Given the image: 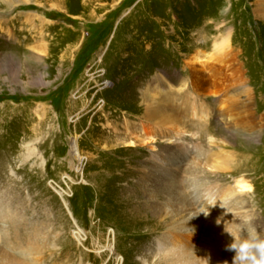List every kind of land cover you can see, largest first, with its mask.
Here are the masks:
<instances>
[{"label":"rangeland","instance_id":"374dc122","mask_svg":"<svg viewBox=\"0 0 264 264\" xmlns=\"http://www.w3.org/2000/svg\"><path fill=\"white\" fill-rule=\"evenodd\" d=\"M258 21L253 0H0V254L16 264H167L156 242L198 205L236 223V245L264 239ZM226 36L228 58L210 71L190 65ZM147 89L184 133L130 147L125 124L147 120ZM195 93L210 112L202 121L182 111ZM211 153L225 170L209 166ZM160 164L178 175L164 191ZM239 179L252 190L231 196ZM237 199L242 209H225ZM199 229L183 236L196 264L211 262L204 245L234 261L232 239L204 221ZM33 245L38 254L21 252Z\"/></svg>","mask_w":264,"mask_h":264},{"label":"bare ground","instance_id":"6f19581e","mask_svg":"<svg viewBox=\"0 0 264 264\" xmlns=\"http://www.w3.org/2000/svg\"><path fill=\"white\" fill-rule=\"evenodd\" d=\"M253 2H254L255 10H256L257 19L259 21L260 20L264 21V0H253ZM230 48H231V37L230 36L223 37L222 39L218 40L214 44L212 52L207 54L208 57L202 56L203 54L200 51H198L191 58L190 65L201 66L204 69H207L210 71L211 68H213V67H211V65H209V64H214V63L219 62V61L222 62L223 60L228 58L229 53L231 51ZM161 82L164 83L163 80ZM170 89H171V86L169 87V90ZM143 95H144L145 101L147 102V107H146L147 111L145 112L143 118L147 119V120L145 122L142 120V122H139V123L126 121L125 129L129 135V141L127 142L128 146L134 147L137 143H139L142 146L153 148L152 144H154V141L156 138H160V137L173 138V137H176V135L178 137V136H180V134L184 133V131H183L184 129L181 126L180 119L179 118L176 119V117L173 118L170 115L164 117V112L162 110V107L156 105L157 104L156 103L157 102L156 97H157L158 93H155V92L150 93L149 89H147L146 92L143 93ZM191 96H193V99H196L194 105H192V103H190V102H188L187 104H184L182 102V109H183L182 111L186 112L187 115L186 114L185 115L188 116L189 118H192V119H200L201 121L207 119V117L209 116V113H210L209 110L207 109V106H203L204 103H201L200 104L201 106L197 107L196 102H197V100H199V98L195 97L196 93L191 94ZM184 105H186V106H184ZM157 117H159L158 121L155 120V118H157ZM232 121L233 120H231L230 123ZM182 153H183V151H182ZM73 155L79 161L82 160V155L80 153V150L78 149L76 139L73 142ZM208 159H210V161L207 160V162H209L210 167H215L216 169L222 170V171L225 170L221 165V163H224V162H220L218 160L220 158L217 157L216 153H211L210 158H208ZM161 162L164 164L166 162V165H168V162L166 160H165V162H163V161H161ZM224 165L226 167L228 166V164L226 162L224 163ZM80 167H79V169H80ZM161 167H163V165H161V164L158 165L157 172L158 173L160 172V175L163 178V180L161 179L162 180V187H160V188H162V191H164L163 190V189H165L164 187L165 186L170 187L171 183L178 178V175H174L173 172L170 173V171L168 172V170H166V172H164L163 170H159ZM185 182L183 183L181 188L185 189V186H186ZM164 184H165V186H164ZM188 184H189V182H188ZM251 190H252V186L250 185L249 181L239 179V180H236L235 188L233 190H229V192H230L229 194L231 196H235V194L243 196L244 194H247ZM3 207H4L3 209L6 210L5 211L6 214L8 216H10L11 215V208H8L7 205L6 206L3 205ZM228 207H232L233 210H236V209H240V208L242 209L244 206L242 205V202H240L237 199L234 203H232V206H230V205L226 206L225 205V209ZM198 209H199L197 212L198 215H196V216L186 215V216H182V218H179L178 220L176 219L175 223L173 222V224L168 226V229H167L168 232H167V234H165L164 238L160 239L159 241L156 242L155 248L157 249V253L161 254L162 259L167 264H196L195 260H197L198 257L196 256L195 249L192 247L191 241H189L188 239L186 240V238L183 236L188 237V235H190L191 233H193V234L199 233L200 232L199 227H200V224L203 223V221L206 222V225L208 227L209 226H210V228L212 227V230L215 233H217L219 235L226 234L224 236H226L227 239H232V241L236 242V244L240 242L239 234L241 233V231L239 230V228H237L235 226L236 223H234L235 225L233 223L230 225L226 222L228 220L226 213L216 212L215 210L206 209L205 205H203V206L198 205ZM13 214L11 215L12 217H13ZM166 214L168 215L169 213L167 212ZM189 214H191V213H189ZM3 216H4V213H3ZM195 217H197V218L195 219ZM12 219L17 220L16 217L11 218V220ZM19 219H18V221H19ZM197 219L198 220L201 219L202 222L198 223ZM13 225H16V222H13ZM33 233L35 235H38L37 230H35ZM17 248H18V246H17ZM198 248H201V247H198ZM39 250L40 249H39L38 245H33V246H31V248L29 250L26 248V249H24V251L21 250V252L25 255H27L28 253H30V254L32 253L31 256H34V255L39 253ZM202 251H203L202 257H205L209 261H211L209 264H222L220 261V256L214 248H210V247H207V245H204ZM232 263H230V264H232ZM0 264H16V263L12 259H10L7 255L0 254Z\"/></svg>","mask_w":264,"mask_h":264},{"label":"clouds","instance_id":"9594fccd","mask_svg":"<svg viewBox=\"0 0 264 264\" xmlns=\"http://www.w3.org/2000/svg\"><path fill=\"white\" fill-rule=\"evenodd\" d=\"M231 248L236 251L234 264H264V239L244 241L239 245L234 242Z\"/></svg>","mask_w":264,"mask_h":264}]
</instances>
